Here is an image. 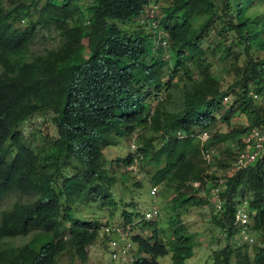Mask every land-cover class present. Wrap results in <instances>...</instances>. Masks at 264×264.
<instances>
[{
    "label": "trees",
    "instance_id": "1",
    "mask_svg": "<svg viewBox=\"0 0 264 264\" xmlns=\"http://www.w3.org/2000/svg\"><path fill=\"white\" fill-rule=\"evenodd\" d=\"M150 1L89 0L84 7L81 0H0V264H57L66 252L86 264L99 224L77 209L98 218L107 207L112 215L116 175L133 171L118 168L135 160L166 201L161 228L159 221L141 223L151 235L133 236L145 255L134 264H160L155 258L169 252L173 264H187L193 236L181 210L209 204L200 194L207 192L210 174L199 158L200 144L172 134L211 127L216 115L229 125L232 117L245 116L248 125L219 133L206 146L238 138L244 129L264 132L262 3L154 0V9ZM28 15L36 22L23 30L15 26ZM156 19L169 34L168 59L151 53L143 31ZM43 28H54L59 43L32 50V40H48L49 34L34 38ZM214 64L231 78L227 86L214 74ZM225 94L232 99L229 106L222 104ZM154 101L162 102L152 113ZM35 116L55 126V135L47 134L41 146L21 129ZM186 119L191 123L183 126ZM136 131L135 155H106L105 148ZM226 152L227 163L233 157ZM195 180L199 186L192 185ZM13 194L19 200L1 207ZM220 195L222 211L210 206L226 242L213 250V264H264V146L262 157L228 179ZM245 197L250 221L236 224L235 207ZM242 232L247 240L241 241Z\"/></svg>",
    "mask_w": 264,
    "mask_h": 264
},
{
    "label": "clouds",
    "instance_id": "2",
    "mask_svg": "<svg viewBox=\"0 0 264 264\" xmlns=\"http://www.w3.org/2000/svg\"><path fill=\"white\" fill-rule=\"evenodd\" d=\"M261 1H262L261 3H264V0H261ZM27 3L30 4L29 1H27ZM153 3L150 1L149 6H152L154 7V9H156L155 7H157V5H154ZM36 20H37L36 16L28 15V16L22 17L20 20L16 21L14 24L15 26L23 30L27 28L28 26H30L31 22H36ZM156 20H153L148 26H143V31L144 33H147L146 37L148 38V41H149V44L152 50L151 53H154V52L159 53L161 57L163 56L164 59H168V56L170 55V52H168V48L170 45L169 34L164 29L161 23L162 20L161 21L160 20L156 21ZM41 34H49L48 40L43 44H39L37 40L36 41L32 40L30 43L31 49H32V45H37L39 47V49H32V50L42 51L45 49L54 48L58 45L59 37L57 36L54 28L40 29L36 33L34 38L37 39V37ZM50 40L52 41L51 43L55 41L54 46H51ZM229 96L230 95H227V94L223 95L222 104H225L228 106L231 105V101L229 102V104H227V100ZM254 97H256V95H254ZM162 101H159L157 103L156 101L152 102V105L155 104L154 107L152 108V113L154 112L155 107L160 105ZM164 107H166V109H169V102L164 101ZM35 117H39V116H35ZM218 119L223 120L221 115H216L214 117L213 125L211 127H208L202 130L194 128L192 130L187 131L184 128H180L176 131V134H172V137L176 139H183V140L193 138V140L197 141V143L200 144V147L202 148V150L200 151V158L204 166L206 167L205 173L210 174V176L208 177L211 178L210 183L207 185V192L203 191L200 195L204 196L208 200L209 202L208 205H212L217 212H221L222 211V200L220 197L221 196L220 193L222 189L224 188L225 183L227 182L228 179H231V177L235 173H237L238 171L244 168H247L249 165L252 164V162L262 157L263 146H264V132L261 129H257V128H251L247 130L244 129L243 132L241 133L239 132L240 137L238 138L235 136L234 138L232 136H228L226 137L227 139L224 142H221L217 144L216 146H206L208 141L214 139L215 136L218 135L219 133H226V134L232 133L234 132V129L237 130L239 128H243L246 125H248L247 124L248 122L244 118L241 120V123L237 125V127H232L228 132H223L216 128V125L220 122ZM29 120H27L26 122H28ZM190 123L191 121L189 119H186L183 126H186ZM23 125L21 127L22 132H23ZM23 135L26 139H28L25 136L24 132H23ZM137 137H138V131L133 133L132 136L127 137L130 139L131 147H132L131 151H129L127 154L135 155V152L137 150V144L135 141L137 140ZM127 138L121 139L117 146H110V147L105 148L104 152L106 153V155L109 156L108 153L111 147H120V150L122 151L125 150L122 142L125 141ZM165 140L166 139H163V142H165ZM227 149L232 153L231 157L233 158L227 161L226 163L224 159H226V157L229 156L228 153L226 152ZM255 152L257 153V155L253 160L248 161L246 165L244 166L240 164L241 159L247 158L248 154L255 153ZM127 154H120L117 156H109V157L124 158ZM207 156H209L208 159H207ZM218 162H223L222 163L223 165L222 166L218 165ZM133 163H139V162L135 160ZM132 164L127 166L128 170L129 169L133 170L134 166ZM121 166H124V165H121ZM211 168H213V170H211ZM209 170H210V173H207V171ZM199 184L200 183L198 180H195L192 183L193 186H199ZM122 185L123 184L121 183H117L116 185H114L115 191L117 192L116 188H120ZM135 187L141 188L140 185L135 186ZM157 190L158 188H156L155 186H150L149 188L150 197L155 196ZM13 195H17V194H13ZM121 199L123 201L117 200L118 202L117 208L115 209L112 215H110V210L108 211V214H106L105 212H102L103 209L101 210L100 214L106 215L105 220L101 221L99 217L87 219V220L96 219L98 220V224H99V229L97 233L98 239L94 244L90 245L87 250L89 254L90 250L93 249L99 242L103 244L106 243V250H107L106 252H108L109 254L110 262H112L113 264H134V261L138 259L139 256H145V255L138 251V246H137V243L133 240V236L138 235L140 237L146 238L147 236L151 235L152 230L150 229V227L149 228L142 227L141 223H145V222L153 223V222L159 221V220H155L154 217L158 216V212H160V207L162 210V206L159 207L157 204L153 203V205H151V207L147 209L148 211L139 213L138 211L141 209H139L138 203H137V206L134 207V205H130V203L133 202V200L127 201L124 198H121ZM15 200H19V199H15ZM121 204L123 207H119ZM82 208L83 207H79L77 209V211L81 213V215H82ZM129 208H133L135 211L134 212L129 211L128 210ZM124 210L130 216V221L127 223L122 220L123 217H122L121 211H124ZM116 213L118 215L114 218L113 216ZM248 213H249L248 201H247V197H245L243 199H240V202H238L237 206L235 207L234 222L236 224H241V225L249 222L250 216L248 215ZM160 228L161 226L159 227V229ZM147 231H148V234H145ZM192 244H193V239H192ZM192 249H193V246H192ZM214 250H217V249H214ZM167 254H170V257H171V252ZM165 255H162V256H165ZM158 257H161V256H158ZM158 257L155 258L156 261ZM148 258L151 259L150 257ZM171 262H172V258H171Z\"/></svg>",
    "mask_w": 264,
    "mask_h": 264
},
{
    "label": "rangeland",
    "instance_id": "3",
    "mask_svg": "<svg viewBox=\"0 0 264 264\" xmlns=\"http://www.w3.org/2000/svg\"><path fill=\"white\" fill-rule=\"evenodd\" d=\"M88 1L89 0H81V5L85 7L88 4ZM153 1L154 0H151L152 3ZM259 1L262 2L261 0H254V3L259 5ZM255 9L257 8L251 9L250 12H253ZM260 9L264 11V3H262ZM51 42L52 41L50 40V43ZM54 45H55V41L51 43V46ZM32 49H39V47L37 45H32ZM262 52L264 51H261L260 53L262 54ZM213 71L214 74H216V76L221 77L220 78L221 83L224 86H227L230 83L231 78H229L228 73L225 72L224 69L221 68V66L214 64ZM230 101H231V97L229 96L227 100V104H229ZM244 118H245L244 116L232 117L230 119V123H232V125L227 124L224 120L218 119L220 122L216 125V128L220 131L228 132L232 127H237V125L240 124L241 120ZM23 132L28 139L35 138L38 141L39 145L41 146L45 143L44 139L47 136V134L55 135V126L49 119L42 117H34L23 125ZM35 132L36 134L34 135ZM122 144L125 150L123 151L120 150V147H111L108 155L117 156L120 154H127L129 151H131L132 147L129 138L123 141ZM208 158L209 156H207V159ZM191 159L196 161L195 159L192 158V156ZM132 165L134 166V168L130 175L126 173L123 175L118 173L116 175L118 179V183H121L122 181H126L125 185H122L120 188H116L117 190L115 195L116 200H119L120 198H124L127 201L133 200V203L135 204L134 207H136L138 203L139 209H141L138 211L139 213L148 211L147 209H149L151 205H153V203L157 204L159 207L162 206V204L166 200L162 199L158 195L159 188L155 196L150 197L149 195V188L151 186L148 183L149 174L142 167V164L133 163ZM107 167L111 171H113V167L111 164L108 163ZM118 169L119 172H122L123 169L126 170L127 167L121 166ZM211 170H213V168H211ZM207 173H210V170L207 171ZM210 180L211 178L208 177L206 181L207 185L210 183ZM136 181L141 182L140 183L141 188H136L133 185V182ZM15 199H19V196L13 195L6 198L2 204V207L4 208L8 207L11 201ZM119 207H123L122 204ZM128 210L132 212L135 211L133 208H129ZM102 212L108 214V208L105 207L102 210ZM82 213H84L86 217H88L89 219L95 217V215L92 213L91 210L83 209ZM117 215L118 214L116 213L113 217L115 218ZM212 215H213V211L210 205L188 207V208H183L181 210V220L186 226L188 232L193 234V238H192L193 255L186 261L187 264H213L214 262L213 250L218 249L219 247H222L225 244L226 240L224 237V233H222L221 230H219L215 226V224L212 221ZM105 218H106L105 214H99V219L101 221L105 220ZM154 219L159 220L160 222L158 228L164 223L165 218L162 214L161 207H160V212H158V216L154 217ZM145 234H148V231ZM241 235H242L241 241L248 239L249 235H247V233L242 232ZM23 240H24L23 237L17 239L16 244H20L21 242H23ZM249 248H251V246ZM106 251H107L106 243L103 244L99 242L93 249L90 250V253L88 254L89 259L86 264H113L112 262H110L109 254ZM157 261L160 262L161 264H172L170 254L158 257ZM57 264H79V259L76 256H74L72 253L68 252L60 256Z\"/></svg>",
    "mask_w": 264,
    "mask_h": 264
},
{
    "label": "built area",
    "instance_id": "4",
    "mask_svg": "<svg viewBox=\"0 0 264 264\" xmlns=\"http://www.w3.org/2000/svg\"><path fill=\"white\" fill-rule=\"evenodd\" d=\"M256 155H257L256 152H255V153H250V154H248V157H247V158H243V159H241L240 164L243 165V166L246 165V163H247L248 161L253 160V159L256 157Z\"/></svg>",
    "mask_w": 264,
    "mask_h": 264
}]
</instances>
